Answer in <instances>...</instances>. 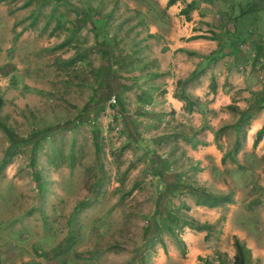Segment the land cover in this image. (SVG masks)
<instances>
[{"label":"rangeland","instance_id":"obj_1","mask_svg":"<svg viewBox=\"0 0 264 264\" xmlns=\"http://www.w3.org/2000/svg\"><path fill=\"white\" fill-rule=\"evenodd\" d=\"M169 7L0 0V264H232L205 220L227 211L264 264V153L235 160L264 108V0ZM207 132L228 166L197 181L186 152Z\"/></svg>","mask_w":264,"mask_h":264},{"label":"crops","instance_id":"obj_2","mask_svg":"<svg viewBox=\"0 0 264 264\" xmlns=\"http://www.w3.org/2000/svg\"><path fill=\"white\" fill-rule=\"evenodd\" d=\"M166 1L167 0H157L159 5H164V6H165ZM241 95L244 96V93L242 92ZM245 96H248L247 92H245ZM217 98H219L216 101L217 105L219 104V105L226 106L227 104L230 103L228 94H224L221 92L220 95L217 96ZM169 101H171L172 105L175 107H178V105H180V103L176 99L171 98V95L169 96ZM251 102H253V100ZM209 104H210L209 105L210 108L215 109L216 107L215 103H209ZM234 105L237 106L239 110H246L247 108L251 107L249 101H245L243 99L238 100L237 102L234 103ZM244 131L245 133L243 135V139L240 142L241 146L239 145L238 147L239 151L237 150L238 152L235 154V160H236V165L238 166V169H240L241 171L247 172L249 170V167L246 166L248 164L247 162L244 161L242 154H244L245 152L246 153L249 152L251 149L253 150L254 154L258 155V157L264 153V108L262 109L260 108L258 112L255 113L248 120V125ZM258 131H260V136L256 142V145L254 146V148H252V142L255 139V134ZM213 138H214L213 133L207 132V136L204 139L205 142L203 143L205 145H202V146L198 145L194 149H188L186 152V156L191 160V164L196 168L195 171L197 172V177H198L196 179L197 181H200V180L210 181L211 180L210 170H212L213 167H219L220 169H223L225 166H228L226 159L223 155V152L217 151L215 144H213ZM221 157H223L222 163L220 161ZM258 163H262V162L259 161ZM263 171H264V168H263ZM258 179H259L258 185L260 187H264V173H259ZM235 198L236 196L233 198V201L235 200ZM233 203L231 202V204L229 205L233 206L232 205ZM226 205L229 206L228 204ZM193 208H196L200 210L201 212L207 211L208 213L210 209H213L215 207L212 205L210 206V205L191 204L189 207V212H191ZM193 211L191 212V214H194ZM236 214L237 212L232 213L231 211H227L225 214L221 213L219 216H217V218L210 219L209 217H207L205 218V220L208 222H214L219 217L222 223L223 232L225 233V235H230L231 237L237 238L241 244L243 252L249 251L251 255L253 254L255 257L257 255L259 257L261 255L260 254L261 252L258 250L257 251L258 253L254 254L252 252V249L250 248L251 244L249 242V239L246 238L247 235L251 234L253 230L252 228L253 226L252 225L250 226V224L248 223L246 224V226L244 225V223H239V225H237L234 222ZM181 239L187 245L189 244V241H191L193 238H191L190 236H186L185 238H183L181 236ZM202 239L203 237L201 238V240ZM253 251H255V249ZM233 255L234 254L232 253L231 256ZM192 264H197V261H193Z\"/></svg>","mask_w":264,"mask_h":264},{"label":"trees","instance_id":"obj_3","mask_svg":"<svg viewBox=\"0 0 264 264\" xmlns=\"http://www.w3.org/2000/svg\"><path fill=\"white\" fill-rule=\"evenodd\" d=\"M175 2V0H167L166 1V6L169 7L171 5H173V3ZM192 7V4H187L183 9H181L180 11L181 12H187V10H189L190 8ZM238 20V19H237ZM236 21V19H235ZM236 29V27H235ZM101 35V34H100ZM236 39V37L234 38V40ZM104 41V39L102 40ZM260 108V107H259ZM260 136V131H258L256 134H255V139L253 140L252 142V148H254V146L256 145V142L258 140ZM221 163L223 162V157H221ZM203 205V204H202ZM212 204H210L211 206ZM204 227V226H203ZM232 246H233V249H234V255L232 256V264H245V260H244V252H243V249L241 247V244L240 242L238 241L237 238H234L233 237V240H232ZM244 260V262H243ZM206 264L209 263L211 264L208 260H206Z\"/></svg>","mask_w":264,"mask_h":264},{"label":"built area","instance_id":"obj_4","mask_svg":"<svg viewBox=\"0 0 264 264\" xmlns=\"http://www.w3.org/2000/svg\"><path fill=\"white\" fill-rule=\"evenodd\" d=\"M111 102H114V100H113V98H111V100H110Z\"/></svg>","mask_w":264,"mask_h":264}]
</instances>
